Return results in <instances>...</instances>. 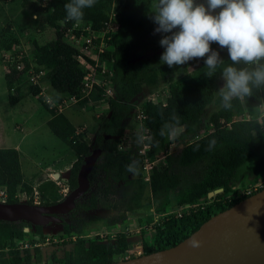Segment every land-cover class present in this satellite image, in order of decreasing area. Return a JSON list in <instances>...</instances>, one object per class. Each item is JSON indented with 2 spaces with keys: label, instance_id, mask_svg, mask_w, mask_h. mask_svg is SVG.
<instances>
[{
  "label": "trees",
  "instance_id": "1",
  "mask_svg": "<svg viewBox=\"0 0 264 264\" xmlns=\"http://www.w3.org/2000/svg\"><path fill=\"white\" fill-rule=\"evenodd\" d=\"M156 1L97 0L94 7L84 10L80 23H90L94 29H100L107 21L113 3L119 4L116 10L119 28L111 34L110 48L102 54L112 61L110 83L114 97L101 103L107 111L99 114L96 131L88 143L86 131L75 134V127L68 117L50 111L39 95L41 88L28 80L30 70L35 74L43 71L42 84L50 85L53 89L51 96L80 95L83 71L77 60L79 50L65 34L75 24L66 20L64 6L68 0H22L26 14L32 17L34 29L53 28L57 31L55 37L45 43L29 37L32 47L27 55L26 50L24 52L22 69H17L14 62L11 71L5 73L9 104L14 105L26 95H32L50 111L48 127L68 144L76 156L68 173L69 189L77 185V172L84 156L94 148L102 150L88 176V191L76 201L73 210L62 216L63 237L58 246L63 252L58 255L57 250H52L54 264H104L116 261V256L128 250V232L108 235L105 242L98 236L87 235L94 212L111 206L105 225L121 224L142 196L143 162L138 146L131 143L120 147V139L129 127L134 116L132 110L138 103L146 116L143 123L150 135L151 150L166 144L168 135H160L165 123L182 128L176 137L180 148L167 156V164L154 166L150 175L155 210L168 212L173 206L194 205L181 216L169 214L160 219L155 224L151 240L143 235V254L176 245L198 230L209 217L245 198L234 195L239 189L260 180L264 174V111L260 124L241 117L255 108L264 109L261 106L264 92L254 90L253 96L233 100L232 108L225 110L216 94L217 79L221 74L218 71L211 78L205 76L208 70L203 59L198 58L201 64L195 74L189 72L187 63L177 67L161 64L164 50H160L158 34H154L156 25L150 19L152 4ZM19 43L20 40L14 38L6 44L4 51L16 50ZM215 47L216 43H212L211 48ZM216 50L225 65L231 63L227 49ZM24 85L26 91H21ZM164 85L169 89L165 102L148 98ZM86 102L87 99H83L79 103ZM213 102L219 105V109L208 114L207 107ZM208 125H212L210 131H207ZM213 138L217 141L216 146L208 151V143ZM133 160L139 161L135 174L127 171V165ZM172 162L174 169L171 168ZM197 167L195 177L187 174L188 170ZM35 180L26 182L23 179L16 148L0 147V189L6 190V202H20L17 194L24 192L31 198L27 202L32 203L34 188L39 193L40 204H53L63 199L61 187L55 181L50 178ZM216 189L221 191L208 197V193ZM171 193L174 194L173 202ZM24 228H32L40 239L29 240ZM42 228L40 225L33 227L26 221L0 220V264L40 262L43 258L41 244L45 240ZM16 240L28 242L29 246L19 248Z\"/></svg>",
  "mask_w": 264,
  "mask_h": 264
},
{
  "label": "rangeland",
  "instance_id": "2",
  "mask_svg": "<svg viewBox=\"0 0 264 264\" xmlns=\"http://www.w3.org/2000/svg\"><path fill=\"white\" fill-rule=\"evenodd\" d=\"M156 2L152 4L151 11L154 9ZM45 29L37 30L33 28L32 17L26 14V11L22 7V0H0V118L3 120L2 122H4H0V125L3 127V130H5L6 134L12 133V131L15 130L14 137L11 136L9 143L19 142L20 164L24 176L26 177V182H30L34 179L37 181L45 178L51 179L52 173L53 177L58 178L54 175V170L48 169L47 172L45 171L46 167L52 164L56 169H63V173L59 178V185L61 187L62 194L64 189H68L66 178H68L71 164L76 159L74 151L69 148L66 142L57 138L46 125V122H43L44 114L46 112L40 103L32 96H27L24 98L21 105L9 104L8 89H5L6 84L4 80L5 73L9 72V68L5 67L3 64L2 57L6 44H8V42L12 41L14 38H18L21 43L17 44L16 48L19 50H26L27 55L32 47L29 37H34L39 43H45L55 37V33L57 31L56 29H50L46 31ZM157 34L158 41H160L162 34ZM215 48L220 49V46L216 44ZM160 50H164V48L162 47ZM200 64L201 61L198 58L189 61L187 63L189 72L192 74L197 73ZM224 83L225 81L221 78V76H219L217 79V89L223 86ZM43 89L45 93L49 95L53 94V89L48 83H43ZM21 91H26V85L21 88ZM168 96V86L164 85L158 91L152 95H149L148 98L154 102H165ZM40 97L42 98L41 100L43 102V97ZM139 106L142 108L141 103ZM72 109H78V111L81 113V117L77 118L80 120V122H86L87 135L85 137L87 138L88 143H90L98 125L97 119L99 114L107 111V107L100 104H97L95 107H91L90 104L86 102L84 104H72L68 108L63 107L61 111L57 112L66 115V111ZM218 109L219 105L213 102L207 107V112L210 114L211 112ZM263 111V108L258 107L252 111L246 112L241 117L260 124ZM16 123L19 125V127L15 125ZM85 124L83 123L81 125ZM181 129V127L176 128L175 134L171 137L168 136L167 142L163 147H159L156 150H151V147L148 149L150 160L154 162V166L167 164V156L173 155L180 148L176 137L180 133ZM211 129L212 125H208L207 131H210ZM138 133L144 134L145 136L147 135L148 131L144 126V123L141 124L135 116H132V119L129 122V127L125 133V135L129 136V139L126 141L128 143L126 144L129 145L131 143H136ZM22 135H24V137L21 138ZM148 136L149 137L145 140V142H149L150 135ZM174 167L175 164L172 162L171 168L174 169ZM197 173L198 167L187 171V174L191 177H195ZM142 177L144 184L142 196L139 202L134 205L135 208L127 213L126 220L121 224H116L113 226L105 225V220L107 219L106 217H108V212H110L111 206H104L93 213L95 215L92 217L93 221L89 225L88 236H98L101 241L105 242L106 236H112L118 231H125L129 233L128 243L130 245L132 244L130 246V250L137 244L141 245L140 241H142L143 235L148 240L152 239L155 224L160 220L159 215L162 212H157L155 210L154 198L151 193L150 183L145 180L144 176ZM213 193L215 194L216 190L213 191ZM1 198L3 197L0 196V199ZM17 198L20 200V202H27L31 199L30 196L24 192H19L17 194ZM170 199L172 202L174 201L173 193L170 194ZM175 207L176 206H173L170 209L173 210ZM26 232H28L29 240L40 239V235L36 234L32 228L26 230ZM62 232L63 230L60 224L51 223L42 228L43 237L45 238L44 242L41 244L43 258L37 264H54L51 259V253L54 249L58 251V255L62 254L63 251L61 247L58 246V244L62 241ZM130 250L128 249L126 253L116 256L115 259L121 260L122 258H126L125 255L132 253Z\"/></svg>",
  "mask_w": 264,
  "mask_h": 264
},
{
  "label": "clouds",
  "instance_id": "3",
  "mask_svg": "<svg viewBox=\"0 0 264 264\" xmlns=\"http://www.w3.org/2000/svg\"><path fill=\"white\" fill-rule=\"evenodd\" d=\"M96 2L97 0H68L64 6L66 20L74 21L78 26L84 18V10L94 7ZM151 13L150 19L156 25L154 34H162L159 44L164 51L160 63L177 67L193 59H203L204 67L208 70L205 76L211 78L219 71L225 81L216 90L223 109L230 110L233 100L253 96L254 90L264 92V0H157ZM212 43L218 44L220 49H227L231 63L225 65L220 52L211 48ZM87 102L91 107L105 103ZM261 106L264 107V103ZM173 119L176 124L179 123L178 119ZM80 127H84L83 131L76 133ZM86 130V125L78 126L75 134ZM175 132L173 124L165 123L160 135L171 137ZM146 139L147 137L138 133L137 146L143 145ZM121 140L122 138L120 144ZM216 143L215 138L211 139L207 150L212 151ZM138 165L139 161L133 160L127 165V171L135 174ZM52 175L51 179L56 182L62 173L58 178ZM68 190L71 189L68 187ZM66 195L62 192L63 198ZM191 243L193 247L200 246L198 240L194 239ZM142 254L143 252L140 255ZM131 256L132 254L128 258Z\"/></svg>",
  "mask_w": 264,
  "mask_h": 264
},
{
  "label": "water",
  "instance_id": "4",
  "mask_svg": "<svg viewBox=\"0 0 264 264\" xmlns=\"http://www.w3.org/2000/svg\"><path fill=\"white\" fill-rule=\"evenodd\" d=\"M101 153L100 148H94L84 156L77 185L62 200L47 205L0 201V220L26 221L33 227L60 224L61 215L73 210L88 191V176ZM213 194L209 192L208 197ZM194 239L200 241L199 247L192 246ZM104 264H264V189L212 215L174 246Z\"/></svg>",
  "mask_w": 264,
  "mask_h": 264
},
{
  "label": "built area",
  "instance_id": "5",
  "mask_svg": "<svg viewBox=\"0 0 264 264\" xmlns=\"http://www.w3.org/2000/svg\"><path fill=\"white\" fill-rule=\"evenodd\" d=\"M119 7L118 3H113L112 8L109 12L108 19L104 22V25L100 29H94L90 23H80L78 26L74 24L73 27H70L66 30L65 34L70 38L71 43L76 46L79 50L77 60L80 64L81 70L83 71L82 76V86L80 95H71V96H61L53 97L45 93L42 84V77L44 76L43 71H39L36 74L30 70L31 75H29L28 80L30 84L37 85L41 88L39 95L43 97V101L46 103L49 109L54 110L55 112L61 111L63 107H69L72 104L78 103L80 100L87 98V100L92 104L97 101H105L109 97L114 96V90L110 83V75L112 72V61L108 58L102 56L106 53V50L110 48V38L111 34L116 32L119 28V23L117 20V9ZM76 31L79 34H76ZM21 43V42H20ZM19 43V44H20ZM25 50H5L3 53V64L5 67L9 68L11 71V64L16 62L17 69L21 70L23 63L21 62ZM58 113V112H57ZM135 117L138 121L143 124L144 119L146 118L143 113L142 108L138 105L134 108ZM248 120V119H247ZM84 127L77 129L76 133L83 131ZM144 135V134H143ZM149 134L145 137H149ZM129 139L128 135H124L121 140L120 147H123L124 144ZM128 145V144H127ZM151 144L149 142H144V144L138 147V153L142 156V167L141 175L144 176L145 180L150 183V175L154 167V162L150 160L148 149H150ZM150 172V174H149ZM143 178V177H142ZM58 184L60 182L56 180ZM264 189V175L254 184H248L247 186L238 190L237 194L234 196L238 197H247L259 190ZM68 189L63 190V195H66ZM233 195L230 194L229 197ZM0 196L3 198L0 199L1 202H6V190L5 188L0 189ZM40 198L37 190L33 192V203L39 204ZM194 205L187 206H176L173 210L168 212H162L159 217H163L174 214L176 216H181L184 212H188L193 208ZM159 222V221H158ZM157 222V223H158ZM75 238L74 236L72 237ZM16 245L19 248L28 247V242H23L21 240L15 241ZM137 255L143 252L142 245L137 246ZM131 254L125 255L128 258ZM57 264V263H56Z\"/></svg>",
  "mask_w": 264,
  "mask_h": 264
},
{
  "label": "crops",
  "instance_id": "6",
  "mask_svg": "<svg viewBox=\"0 0 264 264\" xmlns=\"http://www.w3.org/2000/svg\"><path fill=\"white\" fill-rule=\"evenodd\" d=\"M50 29H53V28H47V29H45V31L46 30H50ZM5 89H7V87L5 88ZM1 90V89H0ZM27 96H32V95H26L25 97H23L18 103H16L15 105H21L22 103H23V101L22 100H24V98H26ZM34 99H36L37 101H38V99H37V97L36 96H32ZM39 102V101H38ZM40 103V102H39ZM40 105L43 107V109L45 110V114H44V119H43V122L45 121L46 122V125H47V121L50 119V117H51V115H50V111L49 110H47L41 103H40ZM66 116L68 117V119L72 122V124L76 127H78V125L79 126H82L81 124H85L86 122H80V120L77 118V117H81V113H80V111H78V109H72V110H67L66 111ZM3 120L0 118V122H2ZM2 123H4V122H2ZM15 125H17L18 127H19V125L16 123ZM86 125V124H85ZM48 126V125H47ZM14 129H16V128H14ZM14 131L15 130H13L12 131V133H8V134H6V132H5V130H3V127L0 125V147H9V148H16L17 150H18V152H19V157H20V148H19V142H16V143H9L10 142V140H11V136H13L14 137ZM22 137H24V135H22L21 136V138ZM21 169H22V167H21ZM48 169H52V170H54L53 172H54V175L56 174V173H58L59 174V176H60V173H63V169H56V168H54V166L52 165V164H50L49 166H47L46 167V169H45V171L47 172L48 171ZM46 172H44V173H46ZM22 173H23V171H22ZM53 174V173H52ZM23 179L25 180L26 179V177L24 176V173H23ZM25 181H27V180H25ZM114 235V234H113ZM134 242V241H133ZM141 243H142V241H140ZM136 243H138V242H136ZM132 245V244H131ZM129 243H128V249L130 250V246H131ZM137 246H138V244L135 246V247H133V248H131V254H132V256H137V254L135 253V251H137L136 249H137ZM140 255V254H139Z\"/></svg>",
  "mask_w": 264,
  "mask_h": 264
},
{
  "label": "flooded vegetation",
  "instance_id": "7",
  "mask_svg": "<svg viewBox=\"0 0 264 264\" xmlns=\"http://www.w3.org/2000/svg\"><path fill=\"white\" fill-rule=\"evenodd\" d=\"M66 215V214H65ZM61 216H63V215H61ZM51 224V223H50ZM56 224V223H55ZM61 224V223H60ZM49 225V224H48ZM47 226V225H46ZM37 264V263H36Z\"/></svg>",
  "mask_w": 264,
  "mask_h": 264
}]
</instances>
